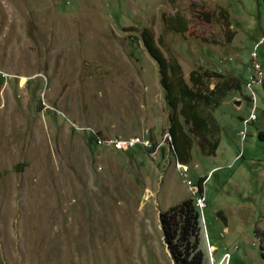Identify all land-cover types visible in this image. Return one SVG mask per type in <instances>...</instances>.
<instances>
[{"label": "rangeland", "instance_id": "1", "mask_svg": "<svg viewBox=\"0 0 264 264\" xmlns=\"http://www.w3.org/2000/svg\"><path fill=\"white\" fill-rule=\"evenodd\" d=\"M177 15L184 26L168 27ZM143 28L187 85L196 72L228 87L205 108L214 137L179 114L187 172ZM262 40L264 0H0V264H174L160 213L205 176V264H264Z\"/></svg>", "mask_w": 264, "mask_h": 264}, {"label": "trees", "instance_id": "2", "mask_svg": "<svg viewBox=\"0 0 264 264\" xmlns=\"http://www.w3.org/2000/svg\"><path fill=\"white\" fill-rule=\"evenodd\" d=\"M165 22L170 28L178 29L184 26L183 18L178 15L166 17ZM141 38L147 52L158 63L161 84L165 88V97L173 112L170 117L169 134L178 160L185 163L189 160L192 141L184 130L179 114L184 118L185 123L189 122V132L203 134L213 130L214 137L219 129L215 118L205 108L218 105L225 97L228 87L226 83H217L213 88H209L208 80H204L206 73L196 72L190 74L192 86L187 85L181 76L179 65L175 61L171 63L167 61L148 28L142 29ZM259 136L264 138V131H260ZM155 146L151 144L149 149ZM217 146L216 137L210 143L208 154H213ZM205 178L206 176L201 177L195 183L197 197H203ZM219 214L224 219L220 212ZM200 222V209L196 204V198L192 196L184 198L160 213L164 242L174 264H205V255L201 247Z\"/></svg>", "mask_w": 264, "mask_h": 264}, {"label": "built area", "instance_id": "3", "mask_svg": "<svg viewBox=\"0 0 264 264\" xmlns=\"http://www.w3.org/2000/svg\"><path fill=\"white\" fill-rule=\"evenodd\" d=\"M264 41V40H262ZM254 57L256 56L255 53L253 55ZM255 68H256V72L258 73V75L260 76V70H259V65L258 63L255 64ZM256 73V74H257ZM6 76V75H4ZM259 76H255L254 78H251L250 81L247 83V87H251L252 85L256 84L258 81L256 79V77L258 78ZM93 132V130H92ZM94 138H95V142L96 144H101V145H112L115 149L117 150H126V149H129V148H133L137 145H141L145 148H150L151 147V143L147 140H145L144 138L142 137H139V136H131L129 138H113V139H105V138H102L101 136L97 135L95 132H94ZM156 148L153 149V151L155 150ZM177 166L179 168V170L181 172H187L188 171V166L183 164V163H177ZM188 183V186L191 190H193V188H197V186L193 185L190 181H187ZM197 192V189L195 191V194ZM195 198H196V202H197V205L199 207H202L204 205V197H197L195 195ZM204 202V203H203ZM229 258V254L228 253H225L222 257V259L224 260H227Z\"/></svg>", "mask_w": 264, "mask_h": 264}, {"label": "crops", "instance_id": "4", "mask_svg": "<svg viewBox=\"0 0 264 264\" xmlns=\"http://www.w3.org/2000/svg\"><path fill=\"white\" fill-rule=\"evenodd\" d=\"M211 247H213V250H215V247L213 246V245H211V244H209Z\"/></svg>", "mask_w": 264, "mask_h": 264}, {"label": "bare ground", "instance_id": "5", "mask_svg": "<svg viewBox=\"0 0 264 264\" xmlns=\"http://www.w3.org/2000/svg\"><path fill=\"white\" fill-rule=\"evenodd\" d=\"M209 249H213V247H211V246L209 245Z\"/></svg>", "mask_w": 264, "mask_h": 264}]
</instances>
